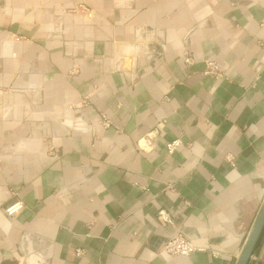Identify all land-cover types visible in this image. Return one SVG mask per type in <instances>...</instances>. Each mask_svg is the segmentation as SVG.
I'll list each match as a JSON object with an SVG mask.
<instances>
[{
  "label": "crops",
  "instance_id": "crops-1",
  "mask_svg": "<svg viewBox=\"0 0 264 264\" xmlns=\"http://www.w3.org/2000/svg\"><path fill=\"white\" fill-rule=\"evenodd\" d=\"M263 205L264 0H0V264H236Z\"/></svg>",
  "mask_w": 264,
  "mask_h": 264
},
{
  "label": "built area",
  "instance_id": "built-area-1",
  "mask_svg": "<svg viewBox=\"0 0 264 264\" xmlns=\"http://www.w3.org/2000/svg\"><path fill=\"white\" fill-rule=\"evenodd\" d=\"M185 64L191 65L192 60L190 58L185 60ZM204 75L215 79L216 81H227L230 82V77L222 70V68L216 62H207ZM102 125L105 128L111 127V122L107 119L106 116H102ZM183 147L180 140L174 141L167 146L168 153L172 155L179 148ZM52 157H57L55 149L51 148ZM24 209L23 203L19 202L6 210V214L14 218ZM161 219L163 215L160 214ZM163 252L172 257L179 258H190L191 256L199 253H208L211 252L208 247L202 243L191 240L186 235L180 233L173 238L169 239L163 246ZM212 253V252H211ZM218 255V254H216ZM77 256H81V251H77Z\"/></svg>",
  "mask_w": 264,
  "mask_h": 264
},
{
  "label": "water",
  "instance_id": "water-1",
  "mask_svg": "<svg viewBox=\"0 0 264 264\" xmlns=\"http://www.w3.org/2000/svg\"><path fill=\"white\" fill-rule=\"evenodd\" d=\"M59 121L63 122V120H59ZM263 231H264V205L256 221V224L253 227L242 249L241 255L236 264H249L250 263ZM28 264H44V263L41 259L35 260V258L31 257L28 261Z\"/></svg>",
  "mask_w": 264,
  "mask_h": 264
},
{
  "label": "rangeland",
  "instance_id": "rangeland-1",
  "mask_svg": "<svg viewBox=\"0 0 264 264\" xmlns=\"http://www.w3.org/2000/svg\"><path fill=\"white\" fill-rule=\"evenodd\" d=\"M75 1H76V0H75ZM85 1H87V2H89V1H90V2H93V0H85ZM254 258H255V256L253 255L252 260H253ZM252 260H251V261H252ZM251 261H250V262H251ZM249 264H250V263H249Z\"/></svg>",
  "mask_w": 264,
  "mask_h": 264
}]
</instances>
